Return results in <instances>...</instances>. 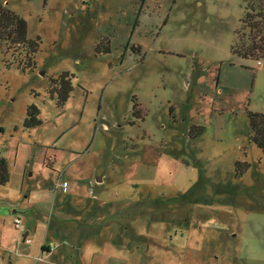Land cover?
<instances>
[{
  "label": "rangeland",
  "instance_id": "1",
  "mask_svg": "<svg viewBox=\"0 0 264 264\" xmlns=\"http://www.w3.org/2000/svg\"><path fill=\"white\" fill-rule=\"evenodd\" d=\"M2 1L41 41L27 71L0 41L6 235L49 216L79 264H264V148L247 117L264 113V52H231L264 36V0Z\"/></svg>",
  "mask_w": 264,
  "mask_h": 264
},
{
  "label": "trees",
  "instance_id": "2",
  "mask_svg": "<svg viewBox=\"0 0 264 264\" xmlns=\"http://www.w3.org/2000/svg\"><path fill=\"white\" fill-rule=\"evenodd\" d=\"M246 23L253 30L255 22L253 18L247 19ZM252 25V26H251ZM28 26L26 21L17 15L14 11L8 9L3 1L0 0V41L4 42L8 50L13 49L19 53L23 52L24 62L19 60L17 65L22 71L34 69L35 56L40 51V38L30 40L27 37ZM231 52L243 59L258 60L262 58L264 52V36L256 34L251 38L249 48L244 46L233 47ZM6 67L10 64L6 62ZM73 76L68 73H63L56 79L50 80L48 95L51 99H56L57 106L62 108L68 101L73 91ZM249 126L251 130V142L259 149L264 148V113L247 112ZM41 124L39 119V110L35 106H28L26 109V118L23 123L25 129H32ZM16 131V129H15ZM249 166L246 163H236L235 175L242 176ZM9 182V171L7 161L0 157V187L5 186Z\"/></svg>",
  "mask_w": 264,
  "mask_h": 264
},
{
  "label": "crops",
  "instance_id": "3",
  "mask_svg": "<svg viewBox=\"0 0 264 264\" xmlns=\"http://www.w3.org/2000/svg\"><path fill=\"white\" fill-rule=\"evenodd\" d=\"M8 165L10 167L9 163ZM0 188L10 190L7 187ZM2 194L3 193H0V197H2ZM40 205L41 201H37L33 207H40ZM35 211L37 210L35 209ZM13 213H16L15 210H13ZM50 216H52V213ZM38 219L35 222H31V224L26 221L24 223L25 231L22 235H20V232L16 231L17 228H15L13 224L10 228L13 233L6 235L5 229H7V227L5 224L0 223V264H79L77 255L68 256L61 253L62 251L59 250L60 241L49 239V234L51 232L49 224L52 223L51 218L49 216L48 218L46 216H41ZM40 220L42 221L40 222ZM60 228L61 227L56 225L53 231L57 233ZM18 229L22 230L21 226ZM25 233H27L26 238L29 240V235L33 234L35 244L31 245V240L30 242H26V238L23 240L22 236ZM73 248L77 251V247ZM198 253L201 252L198 250ZM224 254L223 256L225 257L227 253Z\"/></svg>",
  "mask_w": 264,
  "mask_h": 264
},
{
  "label": "built area",
  "instance_id": "4",
  "mask_svg": "<svg viewBox=\"0 0 264 264\" xmlns=\"http://www.w3.org/2000/svg\"><path fill=\"white\" fill-rule=\"evenodd\" d=\"M63 186H65V183L62 184ZM13 225L15 228H20V225H21V221L20 219H15L14 222H13ZM26 242H30V240L28 238H26Z\"/></svg>",
  "mask_w": 264,
  "mask_h": 264
},
{
  "label": "water",
  "instance_id": "5",
  "mask_svg": "<svg viewBox=\"0 0 264 264\" xmlns=\"http://www.w3.org/2000/svg\"><path fill=\"white\" fill-rule=\"evenodd\" d=\"M26 236H27V233H25V234L22 236L23 240H25Z\"/></svg>",
  "mask_w": 264,
  "mask_h": 264
}]
</instances>
